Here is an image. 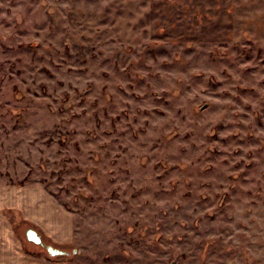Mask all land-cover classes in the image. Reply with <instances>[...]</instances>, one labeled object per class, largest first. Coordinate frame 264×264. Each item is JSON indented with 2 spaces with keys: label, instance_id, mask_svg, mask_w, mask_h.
<instances>
[{
  "label": "rangeland",
  "instance_id": "1",
  "mask_svg": "<svg viewBox=\"0 0 264 264\" xmlns=\"http://www.w3.org/2000/svg\"><path fill=\"white\" fill-rule=\"evenodd\" d=\"M0 264H264V0H0Z\"/></svg>",
  "mask_w": 264,
  "mask_h": 264
},
{
  "label": "water",
  "instance_id": "2",
  "mask_svg": "<svg viewBox=\"0 0 264 264\" xmlns=\"http://www.w3.org/2000/svg\"><path fill=\"white\" fill-rule=\"evenodd\" d=\"M27 239L30 240V241H33L36 244H40L41 243L40 238L35 234V232L33 233V236H32V234H30V235L28 234L27 235ZM46 249L53 256H55V255H64L65 254L64 252L52 249L51 247H48Z\"/></svg>",
  "mask_w": 264,
  "mask_h": 264
}]
</instances>
